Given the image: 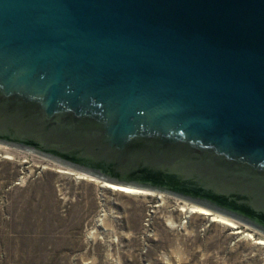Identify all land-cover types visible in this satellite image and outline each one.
Masks as SVG:
<instances>
[{
    "label": "water",
    "instance_id": "1",
    "mask_svg": "<svg viewBox=\"0 0 264 264\" xmlns=\"http://www.w3.org/2000/svg\"><path fill=\"white\" fill-rule=\"evenodd\" d=\"M0 144L264 235V0H0Z\"/></svg>",
    "mask_w": 264,
    "mask_h": 264
},
{
    "label": "rangeland",
    "instance_id": "2",
    "mask_svg": "<svg viewBox=\"0 0 264 264\" xmlns=\"http://www.w3.org/2000/svg\"><path fill=\"white\" fill-rule=\"evenodd\" d=\"M99 181L0 144V264H264V235L253 228L212 210L191 214L197 205L169 194L125 195Z\"/></svg>",
    "mask_w": 264,
    "mask_h": 264
},
{
    "label": "bare ground",
    "instance_id": "3",
    "mask_svg": "<svg viewBox=\"0 0 264 264\" xmlns=\"http://www.w3.org/2000/svg\"><path fill=\"white\" fill-rule=\"evenodd\" d=\"M59 171L62 172V173L69 172V171L63 170V169H61ZM77 178L78 179H86V176L82 175L81 173H78ZM99 183H100V185H101L102 188H106V189H109L111 191H116L117 193H120V194H125V195H139V194H145V193H147L146 192L147 190L135 189V188L127 187V186L112 184V183L105 182V181H99ZM162 204H166V201H162ZM170 207H171V205L166 204V208H170ZM180 210L181 211H184L185 208H180ZM188 212H190L191 214L200 213L202 215L211 214V211L210 210L205 209V208H202V207H198V205L197 206H190ZM217 217H218V215H214V218H217ZM247 235L250 236L249 233H247ZM257 243L258 244H261V243L264 244V239L257 240Z\"/></svg>",
    "mask_w": 264,
    "mask_h": 264
}]
</instances>
